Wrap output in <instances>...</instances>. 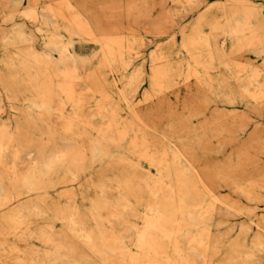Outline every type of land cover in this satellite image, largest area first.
Here are the masks:
<instances>
[{
  "label": "rangeland",
  "instance_id": "obj_1",
  "mask_svg": "<svg viewBox=\"0 0 264 264\" xmlns=\"http://www.w3.org/2000/svg\"><path fill=\"white\" fill-rule=\"evenodd\" d=\"M70 1L88 9L102 31L91 33ZM207 1L0 0V124L15 125L20 117L22 125L72 123L84 133L88 166L74 186H59L49 197L64 214L73 207L106 214V201L91 183L120 178L136 162L143 167L138 174L155 171L138 149H130L131 142L144 155L162 158L155 130L170 116L190 117L187 127L207 129L194 154L199 170L218 196L241 210L227 213L217 204L213 229L234 227L237 235L244 225L248 241L258 231L264 235V112L241 86L254 68L264 67V0ZM232 18L245 24L222 63L207 42L233 29L227 26ZM253 45L262 57L248 63ZM232 98L253 104L230 106ZM103 118L111 120L115 135L126 134L119 146L103 140L104 152L90 146L106 132ZM221 180L247 184L250 192L219 187ZM139 195L147 200L149 193ZM11 238L26 252V242ZM212 245L218 248L219 242ZM219 254L209 261L222 260ZM229 258L223 261L240 264L238 253Z\"/></svg>",
  "mask_w": 264,
  "mask_h": 264
},
{
  "label": "bare ground",
  "instance_id": "obj_2",
  "mask_svg": "<svg viewBox=\"0 0 264 264\" xmlns=\"http://www.w3.org/2000/svg\"><path fill=\"white\" fill-rule=\"evenodd\" d=\"M232 1L250 5L256 0ZM207 2L211 4V0ZM70 3L91 33L102 31L88 9ZM195 8L197 4L192 10ZM244 24L242 19L229 20L227 26L233 29L221 33L213 43L208 40L210 54L226 62L227 46L232 49L240 42L237 33L242 32ZM262 53L253 45L245 60L253 63ZM241 86L254 95V104L264 112V67L254 68L250 79ZM250 104L253 102L236 98L228 101L230 106ZM168 118L164 126L155 130L164 157L154 152L144 155L136 141L130 144V149H138L155 171L150 168L138 174L143 167L136 162L131 164L133 170L120 178L91 183L106 201V214L81 213L79 207L64 214L49 198L59 186H74L90 161L84 133L75 124L22 125L20 117L15 119V125L1 123L0 264H228L232 253L239 254L236 262L240 264H264V235L259 231L248 241L250 230L244 225L237 235L234 227L213 229L212 212L217 204L223 205L227 213L241 210L218 196L199 170L194 154L207 129L198 123L187 127L190 117ZM102 120L106 132L90 146L104 152V141L119 146L126 134L115 135L111 120ZM31 128L35 131L31 132ZM218 186L250 192L249 185L236 181L221 180ZM143 190L149 193L147 200L139 195ZM11 237L26 242V252H19ZM213 240L219 242L218 248L212 245ZM217 252L222 260L209 261Z\"/></svg>",
  "mask_w": 264,
  "mask_h": 264
}]
</instances>
